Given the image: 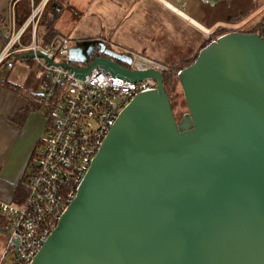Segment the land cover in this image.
I'll use <instances>...</instances> for the list:
<instances>
[{
    "label": "water",
    "instance_id": "95a60500",
    "mask_svg": "<svg viewBox=\"0 0 264 264\" xmlns=\"http://www.w3.org/2000/svg\"><path fill=\"white\" fill-rule=\"evenodd\" d=\"M35 54L53 63L19 57ZM116 60L131 56L87 39L60 63L158 85L121 111L30 264H264V29L224 33L179 71V120L160 71Z\"/></svg>",
    "mask_w": 264,
    "mask_h": 264
},
{
    "label": "built area",
    "instance_id": "2783aa9c",
    "mask_svg": "<svg viewBox=\"0 0 264 264\" xmlns=\"http://www.w3.org/2000/svg\"><path fill=\"white\" fill-rule=\"evenodd\" d=\"M22 1L11 0L10 21L4 20L0 26V66H13L19 54L29 51L41 50L53 59V63H49L47 58L36 54L32 58L44 74L40 102L52 114L46 134L29 162L27 195L20 203L0 200V211L8 217L10 229L0 252V264H30L76 197L97 151L121 111L137 93L158 85L155 78L134 81L113 74L101 65H95L84 76L65 68L60 63L68 62L69 48L73 45L71 38L57 35L47 47L39 39L40 18L50 0H28L30 13L17 26L15 9ZM28 33L31 41L25 42L23 37ZM215 33L205 34L208 42L222 35L215 37ZM113 49L131 56L130 63L116 60L128 70H158L162 74L169 70L168 64L144 53L123 47ZM96 56L95 53L89 60Z\"/></svg>",
    "mask_w": 264,
    "mask_h": 264
},
{
    "label": "crops",
    "instance_id": "0c3cea01",
    "mask_svg": "<svg viewBox=\"0 0 264 264\" xmlns=\"http://www.w3.org/2000/svg\"><path fill=\"white\" fill-rule=\"evenodd\" d=\"M64 2L60 4L65 8L58 24L66 26L64 30L57 27L62 35L72 41L99 39L166 64L197 56L207 43L202 29L235 10V6L206 0H172L173 6L157 0ZM11 14V0H0L2 25L4 20L10 21ZM36 63L34 59L19 57L11 67L0 66V200L5 202L23 201L16 198L17 188L27 183L31 156L44 138L52 114L40 102L44 74ZM3 81L37 95L40 104L29 109V97ZM8 230L7 235H0V252L9 227Z\"/></svg>",
    "mask_w": 264,
    "mask_h": 264
},
{
    "label": "trees",
    "instance_id": "16d2710c",
    "mask_svg": "<svg viewBox=\"0 0 264 264\" xmlns=\"http://www.w3.org/2000/svg\"><path fill=\"white\" fill-rule=\"evenodd\" d=\"M54 3H56V5H54ZM25 11L21 15H18L17 19L19 22L22 21V16L25 14ZM62 11L63 8L60 6L59 1L50 0V2L46 5L42 13L43 15L41 22L39 23V27L41 26L44 31L41 40V44L43 46L45 47L49 46L55 36L62 35L56 26L57 22L59 21L63 13ZM1 25H2V21L0 20V26ZM263 29H264V19L260 23H258V25L255 27L254 30L251 31L261 32ZM195 58L196 56L185 61L169 64V70L163 73L164 85L170 97L172 108L178 120L181 118V115L188 109L185 96L183 93H180L181 92L180 88L182 89V85L179 77V71L184 67L190 65L192 62H194ZM3 84L6 86H12L17 91L22 92L23 94H25V96L29 97V99L31 100V106H29V109L37 106V104H40L38 101L39 97H37V95H32L16 85H11L7 81H3ZM27 192H28L27 183L20 184L19 187L17 188V197H16L17 200L24 199L25 196L27 195ZM8 227H9L8 218H6L5 214L0 212V235H4V234L7 235L6 231H8L7 230Z\"/></svg>",
    "mask_w": 264,
    "mask_h": 264
},
{
    "label": "rangeland",
    "instance_id": "374dc122",
    "mask_svg": "<svg viewBox=\"0 0 264 264\" xmlns=\"http://www.w3.org/2000/svg\"><path fill=\"white\" fill-rule=\"evenodd\" d=\"M36 1H38V0H36ZM56 1H59L60 4H62V5L65 4L64 0H56ZM157 1H161L162 3L168 2V1H164V0H157ZM170 2H172V0ZM170 2H168V5L173 6V4ZM223 3L228 4L230 6L231 5L235 6V10L230 12V14L225 13V15L219 21H217L216 23H214L210 26H205L202 29V33H203L207 43H208V40H207L208 38H207V35H205L207 32L208 33L209 32H216L215 33V37H216L217 35L227 33V32L232 31V30L251 31V30H254L255 27L258 25V23H260L264 19V0H222V1L218 2L219 5H222ZM67 7H68V5H66V8ZM23 8H24V11L26 10L25 11L26 15L24 14L22 16V21L19 22L17 17H18V15H21L22 13H24V11L22 10ZM62 8L64 11L65 7L63 6ZM15 12H16L17 26H19L20 24H22L25 21L26 17L30 13V6L28 4V0L22 1L20 3V5L18 7H16ZM41 19H42V16L40 18V22H41ZM57 24H58V22H57ZM64 24L61 23V24H58L56 26L59 29L64 30L66 23H64ZM43 33H44V31H43L42 27L40 26L39 27V39L40 40H42ZM23 40L26 42L27 41L30 42L31 41L30 34L29 33L26 34L23 37ZM75 42L76 41H72V44H74ZM111 46L113 48L114 47L118 48L112 44H111ZM138 52H140V51H138ZM182 61H185V60H182ZM179 62H181V61H179ZM174 63H177V62H174ZM74 64L81 66L83 63L74 62ZM171 64H173V63H171ZM34 66L35 65H33L32 67H34ZM180 91H181L180 93H183L182 92L183 90L181 88H180ZM28 176H29V174H28ZM6 218H8V217L6 216ZM7 230H8V228H7ZM0 245H2V244L0 243Z\"/></svg>",
    "mask_w": 264,
    "mask_h": 264
}]
</instances>
